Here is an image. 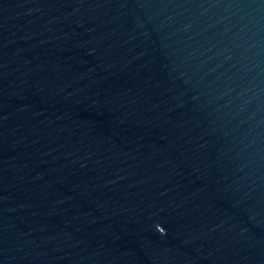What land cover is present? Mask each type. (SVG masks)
Returning a JSON list of instances; mask_svg holds the SVG:
<instances>
[{"label": "water", "instance_id": "1", "mask_svg": "<svg viewBox=\"0 0 264 264\" xmlns=\"http://www.w3.org/2000/svg\"><path fill=\"white\" fill-rule=\"evenodd\" d=\"M0 264H264V0H0Z\"/></svg>", "mask_w": 264, "mask_h": 264}, {"label": "clouds", "instance_id": "2", "mask_svg": "<svg viewBox=\"0 0 264 264\" xmlns=\"http://www.w3.org/2000/svg\"><path fill=\"white\" fill-rule=\"evenodd\" d=\"M161 233H163V230L161 231Z\"/></svg>", "mask_w": 264, "mask_h": 264}]
</instances>
